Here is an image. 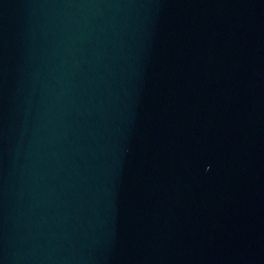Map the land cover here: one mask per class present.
<instances>
[{"label":"water","instance_id":"obj_1","mask_svg":"<svg viewBox=\"0 0 264 264\" xmlns=\"http://www.w3.org/2000/svg\"><path fill=\"white\" fill-rule=\"evenodd\" d=\"M0 264H264V0H0Z\"/></svg>","mask_w":264,"mask_h":264}]
</instances>
